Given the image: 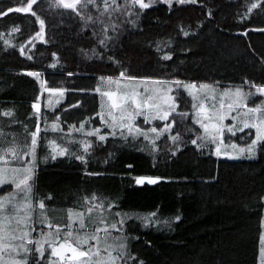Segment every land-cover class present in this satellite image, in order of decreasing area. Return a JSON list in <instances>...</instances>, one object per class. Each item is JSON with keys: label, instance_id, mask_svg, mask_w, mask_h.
I'll use <instances>...</instances> for the list:
<instances>
[{"label": "trees", "instance_id": "trees-1", "mask_svg": "<svg viewBox=\"0 0 264 264\" xmlns=\"http://www.w3.org/2000/svg\"><path fill=\"white\" fill-rule=\"evenodd\" d=\"M144 3L0 0V156L29 151L36 133L34 202L53 226L69 210L87 212L88 232L107 228L127 264H261L264 141L257 159L221 158L192 143L186 119L176 140L80 135L52 156L64 132L50 125L66 131L95 116L102 77L264 86V0ZM48 88L66 93L53 110ZM26 264L46 263L33 255Z\"/></svg>", "mask_w": 264, "mask_h": 264}, {"label": "rangeland", "instance_id": "rangeland-1", "mask_svg": "<svg viewBox=\"0 0 264 264\" xmlns=\"http://www.w3.org/2000/svg\"><path fill=\"white\" fill-rule=\"evenodd\" d=\"M42 38L43 33L41 32L36 36V41H40ZM237 90L244 95L237 96ZM45 92L47 96L43 104L48 109H56L67 100L63 89L48 88ZM96 93L99 95L100 105L95 116L80 121L78 125H73L68 121L70 128L66 131L62 121L50 123V127L54 130L64 132V135H61L59 139L50 144L54 158L64 156L68 148L66 143L76 142L79 140L80 135L86 137L97 136L99 140H101V136H104L105 138L101 141H106L109 137H121L141 139L146 143H157L166 136L173 138L175 128H178L180 123L185 124L186 119L196 129L195 144L201 150L221 158L233 161L257 159L260 144L264 141V136H262L261 140L257 141L253 151L247 150L257 133L255 128L245 127V123L258 125L264 133V124L261 123V121H264V104H262L264 95L257 93L256 88L252 86L121 76L100 78ZM105 93L109 95H105ZM133 99L139 102L140 108H136L135 104L132 103ZM146 99L147 105L145 106ZM114 101L121 106L113 108ZM253 107H260L261 110L255 113L249 112L248 109ZM132 109H135V111ZM180 113H187V116H182ZM165 114H167L166 119L164 118ZM65 115L67 116V114ZM202 125L208 126L207 131ZM153 128L157 131L153 132ZM229 128L232 130L229 131ZM37 145L36 142L34 155L30 148L29 151H19V158H14L9 152L3 156L4 159L0 160V168L8 170L6 175L9 181L19 182L27 175L24 171H13V169L31 168L32 176L37 161ZM241 149H245V151L242 152ZM30 181L31 179L27 183L31 186ZM6 186H11V190L0 194V198H9L10 202L3 209L9 219L5 223L6 232L0 233V237H6L0 238V264H24L33 255H36L46 264H75L74 261L69 259L71 252L67 249H60L58 243L51 246L57 248L58 255H50L51 247L47 242L43 243V256H40L34 250L26 251L25 249H34L37 246L35 241L40 240L47 233H52L48 237L49 241L62 242L63 233L69 230L65 225L71 223V230L75 233V229L81 220V217L76 215L79 212H84L82 219L86 229H80V232L83 233L90 224L87 212L72 209L69 210L68 217L62 214L58 218V225L61 228L60 236H56L55 227L49 228L47 226L48 224L53 225V219L50 218V220L45 217L44 214L47 211L45 206L40 208L34 202L32 186L30 193L31 207H20L16 210L13 208L14 204L24 205L27 201L23 199V193L12 182L0 185V190ZM26 213L30 214L28 218L18 222L20 218L25 217ZM14 215L16 216L15 219L12 218ZM33 229L35 230L33 231ZM24 233H27V235L24 236ZM111 237L109 235L106 243L104 237H101L100 248L103 249L106 245L111 246L108 248L111 255L120 257L115 260L114 264H127L124 260V243ZM69 239L75 246V239ZM28 241H32V243ZM92 241L89 240L88 244L83 245V247L87 248L92 245ZM94 244H96V241H94ZM105 255L107 253L101 251V256ZM61 256L64 258L61 259ZM93 259L96 258L93 257ZM260 263L264 264V220Z\"/></svg>", "mask_w": 264, "mask_h": 264}, {"label": "snow or ice", "instance_id": "snow-or-ice-1", "mask_svg": "<svg viewBox=\"0 0 264 264\" xmlns=\"http://www.w3.org/2000/svg\"><path fill=\"white\" fill-rule=\"evenodd\" d=\"M33 3L36 2V0H32ZM61 2L64 4L65 7H71L74 8L75 4L80 3V0H75V4H69V3H64V0H61ZM169 4L171 3V0H168ZM179 3H185L186 0H178ZM187 2H195V0H187ZM96 0H84V6L86 7L88 4H95ZM105 5L108 4V0H104ZM133 3H138L140 5V7L142 8H147L149 7V4L144 3V0H133ZM31 7V5H29V8ZM253 7H256V5H253ZM9 11H12L11 9ZM15 11H20V9H15ZM6 14V13H5ZM34 14V13H33ZM41 25L43 26V21H41ZM29 75H38L35 73H29ZM195 87V86H193ZM207 87V86H204ZM252 87L256 88L257 93H259L260 95H264V87H259L256 85H252ZM105 95H109L108 93H105ZM237 96H243L244 94L241 93L239 90H237L236 93ZM251 95V93H250ZM132 103L135 104L136 108H140L141 105L139 104V102H137L135 99L132 100ZM262 104H264V102H262ZM147 105V99L145 100V106ZM121 105L116 103L115 101L112 104L113 108L116 107H120ZM33 108L39 110V106L37 104L33 105ZM133 111H135V109H132ZM261 108L260 107H253V108H249L248 111L255 113L257 111H260ZM5 115H9V114H5ZM180 115L182 116H187V113H180ZM165 119L167 118V114H165ZM206 119L208 117H205ZM199 122V121H198ZM262 124H264V121H261ZM245 127H253L256 129V137L255 139L252 141V143L248 146V151H253L256 147L257 141H260L262 136H264V133H262L261 128L256 125V124H252V125H248L247 123H245L244 125ZM202 127L205 128V131H207V125H202ZM232 129L229 128V131H231ZM153 132H156L157 130L155 128L152 129ZM90 135L92 133H89ZM33 139L31 141V150H32V154L34 155V148L36 145V133H32ZM105 137L101 136L100 139L103 140ZM178 137L174 136L173 140H176ZM213 139H215V137H213ZM192 143H196L195 140L192 141ZM233 147H235L233 145ZM9 153L14 157V158H19V153L16 149V147H12L9 150ZM217 151H219V149H217ZM241 151H245V149H241ZM4 159L3 156H0V160ZM5 163H7V161H5ZM7 169L6 168H0V185H3L4 183H8V182H12L15 184V187L17 189H19L22 193H23V199L25 201H27V203H25L24 205H13L14 210L23 207V208H30L31 207V202H30V193H31V186L27 183V181L29 179H31V168L28 169H13V171H24L27 173V175H25L23 177L22 180H20L19 182H16L15 180L9 181L8 177L6 175L7 173ZM139 182V181H138ZM154 182V181H149ZM23 185V187H22ZM14 195V194H13ZM9 198L4 197V198H0V233L6 232V226L5 223L8 221L9 217L6 213L3 212V209L6 207V205L9 203ZM40 208L44 207L43 202H41L39 204ZM87 211L90 213L92 211V207H89L87 209ZM30 214L26 213L25 217L20 218L18 220V222H22V220L27 219L28 216ZM72 214L70 213V216ZM77 216L81 217V220L79 222L78 227L75 229V233L71 230L72 229V224L69 223L67 225H65L66 228H68V231H65L63 233V237H62V242H58L56 240H48V237L52 235V233H47L46 235H44L43 237H41L40 240L35 241L36 243V247L32 250L29 249H25L26 251H35L37 253L40 254V256H43V243L47 242L49 243V246L51 247L52 244H59V248L60 249H67L71 252V256L69 257L70 260L74 261L75 264H114L115 260H118L120 257H113L111 255V252L108 251V248L111 246L106 245L105 248L101 249L99 244H100V240L101 237L98 235L99 232L103 231L105 233V243L107 240V235H108V229L107 228H95L92 230L91 233H89L87 230H85L83 233L80 232V229H86V225L83 222L82 217L84 216V212H79L76 214ZM12 218H16V216L14 215ZM179 219V217H177V220ZM102 222V221H101ZM49 228H53L55 227L56 230V236H60V232H61V228L59 225L53 226L51 224L47 225ZM115 225H112V228H115ZM35 229H33L34 231ZM119 230V229H117ZM27 233H24V236H26ZM0 238H6V237H0ZM23 238V237H21ZM69 238H74L75 239V246H73V244L70 242ZM89 240H93L96 241V244L94 245H89L87 248H84L83 245L88 244ZM29 243H32V241H28ZM21 247L23 245H20ZM101 251H104L107 253V255L105 256H101ZM50 255H58V250L56 247H51V252ZM122 255V254H121ZM93 257H95L96 259L94 260ZM64 257L61 256V259H63ZM26 264V261H25Z\"/></svg>", "mask_w": 264, "mask_h": 264}, {"label": "water", "instance_id": "water-1", "mask_svg": "<svg viewBox=\"0 0 264 264\" xmlns=\"http://www.w3.org/2000/svg\"><path fill=\"white\" fill-rule=\"evenodd\" d=\"M156 179H152V178H144V183H150L149 181H155Z\"/></svg>", "mask_w": 264, "mask_h": 264}]
</instances>
